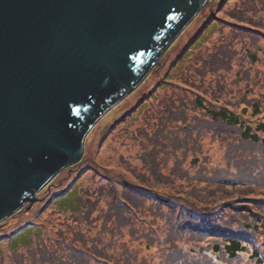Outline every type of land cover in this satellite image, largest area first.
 Instances as JSON below:
<instances>
[{
	"label": "trees",
	"instance_id": "1",
	"mask_svg": "<svg viewBox=\"0 0 264 264\" xmlns=\"http://www.w3.org/2000/svg\"><path fill=\"white\" fill-rule=\"evenodd\" d=\"M209 3L211 18L149 92L131 134L150 153L102 163L98 147L89 182L82 186L81 172L39 206L34 227L22 228L35 244L12 243L14 233L0 238L10 241L3 261L264 264V0ZM223 10L226 32L204 46ZM77 193L74 209L56 201Z\"/></svg>",
	"mask_w": 264,
	"mask_h": 264
},
{
	"label": "water",
	"instance_id": "2",
	"mask_svg": "<svg viewBox=\"0 0 264 264\" xmlns=\"http://www.w3.org/2000/svg\"><path fill=\"white\" fill-rule=\"evenodd\" d=\"M209 0H0V222L28 204Z\"/></svg>",
	"mask_w": 264,
	"mask_h": 264
},
{
	"label": "rangeland",
	"instance_id": "3",
	"mask_svg": "<svg viewBox=\"0 0 264 264\" xmlns=\"http://www.w3.org/2000/svg\"><path fill=\"white\" fill-rule=\"evenodd\" d=\"M211 1V0H210ZM214 1V0H213ZM213 4V3H212ZM208 2L201 10L200 14L196 15V19L192 20L187 27L181 32L175 42L170 46V48L161 56L155 66L161 67L159 70H156L151 74L149 73V77H147L141 85H139L136 89L130 92L125 98L115 104L108 112H106L94 125V127L90 130L88 135L85 138L84 142V155L79 163L75 165L68 166L63 170L59 171L57 175L50 181L48 185L42 188L37 193L38 201L34 202L35 204H28L24 208L20 209L13 215L9 216L5 220L0 222V238L5 237L6 235L13 234L9 239L12 243L15 244H27L32 245L37 241H31L32 232H24L25 229H22L25 225L30 227H34L35 221L39 216L36 215V212L39 206L45 202H47L51 196L57 195L62 192L67 186L68 181L75 178L81 172H83L84 179L82 182L86 184L89 182L88 178L92 175L93 167L90 166V158L97 151V148L100 147L102 151L101 154H97V158H100V162H107V159L111 161H115L113 163H117L120 161V157L117 155L122 153L128 158H136L137 155H144L150 153L147 150L145 153H141L138 146L133 145L130 140L132 138L131 134L142 123V118H144V112L148 111L149 106V92L157 87L156 83L159 82L163 77V74L169 70L171 64L175 61L176 57L179 54L181 48L188 42V38L191 35H194L198 29L203 26L206 22L211 18L210 12L208 9L212 6ZM232 7V6H231ZM230 7V8H231ZM225 10L221 12L217 17L218 22L210 29L208 33L209 37L204 43L208 45L214 40L219 32H226L223 30L224 25L229 24L222 17L224 16ZM227 28V27H225ZM224 28V29H225ZM215 32V33H213ZM199 49L193 51L186 60L181 63L180 67L174 72L176 74H181L183 69H186L189 64L193 61V56L197 54ZM168 55V56H167ZM167 56V59H166ZM163 65V67H162ZM180 69V71H179ZM179 71V72H178ZM156 86V87H155ZM173 85H168L162 88L161 95L164 96L168 94L172 90ZM147 106V107H145ZM119 131V132H118ZM104 136H107L108 144L105 146L101 145L100 142ZM130 149V151H128ZM99 171L103 172V167L99 168ZM69 177V178H68ZM68 178V179H66ZM64 183V184H63ZM50 193V196L48 195ZM49 197H48V196ZM65 196V197H64ZM56 198V201H62L61 207L66 209H74L77 205L78 201V193L73 194L69 198L67 195ZM45 200H42L44 199ZM67 198V199H65ZM53 206V205H52ZM55 206V205H54ZM54 207H52L51 211ZM56 209V208H54ZM62 212L56 209V215H60ZM45 215H41L40 218H44ZM46 218V217H45ZM10 241H3L0 239V264H7L8 261H3V258L6 257L7 260L10 257L8 253H5V248L9 247ZM30 241V242H29ZM22 246V245H21ZM23 247V246H22ZM7 254V255H6Z\"/></svg>",
	"mask_w": 264,
	"mask_h": 264
},
{
	"label": "bare ground",
	"instance_id": "4",
	"mask_svg": "<svg viewBox=\"0 0 264 264\" xmlns=\"http://www.w3.org/2000/svg\"><path fill=\"white\" fill-rule=\"evenodd\" d=\"M206 4H207V3H206ZM206 4H205V5H206ZM205 5H204V6H205ZM204 6H203V7H204ZM203 7H202V8H203ZM199 12H200V11H199ZM199 12H198V13H199Z\"/></svg>",
	"mask_w": 264,
	"mask_h": 264
}]
</instances>
